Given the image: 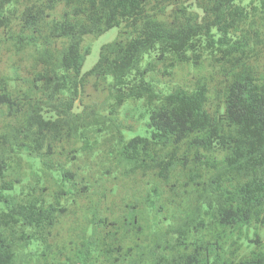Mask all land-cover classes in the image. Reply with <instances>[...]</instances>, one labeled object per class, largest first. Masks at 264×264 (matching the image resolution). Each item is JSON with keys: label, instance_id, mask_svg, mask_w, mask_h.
Listing matches in <instances>:
<instances>
[{"label": "trees", "instance_id": "1", "mask_svg": "<svg viewBox=\"0 0 264 264\" xmlns=\"http://www.w3.org/2000/svg\"><path fill=\"white\" fill-rule=\"evenodd\" d=\"M0 264H264V0H0Z\"/></svg>", "mask_w": 264, "mask_h": 264}, {"label": "rangeland", "instance_id": "2", "mask_svg": "<svg viewBox=\"0 0 264 264\" xmlns=\"http://www.w3.org/2000/svg\"><path fill=\"white\" fill-rule=\"evenodd\" d=\"M250 1H252V0H237V3L242 4V5H247L248 3H250ZM118 30H119L118 28H112V29L108 30L107 32L103 33L102 35H100L99 37H97L96 39H94L93 41H88L90 43V46H91V52L86 57V60L84 62V66H83V72H86L93 67V65L96 63V61L99 58V52H100L101 46L105 43L112 41L117 36ZM88 42L86 40V43H88ZM192 73H190V76L192 75ZM184 77H185L184 73H181L180 71H175L173 76H165L164 80H169L170 83L171 82L176 83L181 78H184ZM141 112H142V110H136V112L132 114L133 115L132 118H138V115ZM136 132L144 133L142 128L141 129L138 128L136 130ZM132 135H133V132H127L128 138L131 137Z\"/></svg>", "mask_w": 264, "mask_h": 264}]
</instances>
